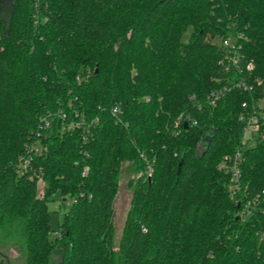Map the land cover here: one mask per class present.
<instances>
[{"label":"trees","instance_id":"obj_1","mask_svg":"<svg viewBox=\"0 0 264 264\" xmlns=\"http://www.w3.org/2000/svg\"><path fill=\"white\" fill-rule=\"evenodd\" d=\"M230 35L239 69L221 61ZM245 99L263 101L264 132V0H0V240L25 264H264V134L245 143ZM58 109L98 119L85 140L54 116L23 167ZM237 152L239 186L220 166ZM55 191L71 204L52 235Z\"/></svg>","mask_w":264,"mask_h":264},{"label":"built area","instance_id":"obj_2","mask_svg":"<svg viewBox=\"0 0 264 264\" xmlns=\"http://www.w3.org/2000/svg\"><path fill=\"white\" fill-rule=\"evenodd\" d=\"M222 44L225 48V53L221 57V61L223 63H226L227 68L230 67V63L236 64V67L239 69L241 67L240 64H238V60L241 58V48L242 44L239 42L237 37L235 36H225L222 40ZM253 67L252 62H249L247 64V68L251 69ZM236 85L245 89V90H252L253 84H250L245 78L241 77L239 80L236 81ZM228 89V86H224L221 88H217L212 90L208 94V98L215 102L224 92ZM195 97V95H193ZM263 101L262 100H248L245 99L242 102V106L244 108V111L242 112L240 118L246 121L245 129H244V141L246 143V134L248 131H254V140L258 136L264 134V132H261V113H262V107H263ZM114 113H117L119 111V107L115 106L112 110ZM54 116L59 117L62 119V128L63 129H74V128H80L83 127L85 130L84 139H87V133L90 132V127L92 124L96 123L98 117L93 118L92 120L88 121L84 118H78L77 113L74 114L73 117H68V114L62 110L58 109L55 111H46L43 114H41L38 117V124L37 128L31 131L29 138L25 144V154L21 158L20 165L25 167L29 159L35 155L41 152L42 150V144H41V137L44 134V132L49 129L51 126L52 119ZM220 166L225 168L227 171H229L232 174L233 180L235 181V186H239L240 179H241V171L239 168V153L237 152L235 156L233 157H227L220 163ZM87 172V169L84 171ZM253 202L251 200H248L245 202L242 210H241V216L243 219H245L249 214H251L254 210Z\"/></svg>","mask_w":264,"mask_h":264},{"label":"rangeland","instance_id":"obj_3","mask_svg":"<svg viewBox=\"0 0 264 264\" xmlns=\"http://www.w3.org/2000/svg\"><path fill=\"white\" fill-rule=\"evenodd\" d=\"M254 131H248L246 134V144L252 145L254 140ZM132 175L130 166L125 163L120 179V189L116 195L115 206V238L118 240L120 237L122 228L124 226L128 210L131 205L132 187L129 186V178ZM71 204L70 198H64L58 191H55L51 195V199L48 200V208L50 209V226L52 227V235L55 234L54 229L57 228L58 223L62 220L64 213L69 209ZM18 237L16 236V239ZM18 240V239H17ZM60 258L59 251H54L51 254L50 264H58ZM0 264H25V253L19 248L18 245L4 242L0 240Z\"/></svg>","mask_w":264,"mask_h":264},{"label":"water","instance_id":"obj_4","mask_svg":"<svg viewBox=\"0 0 264 264\" xmlns=\"http://www.w3.org/2000/svg\"><path fill=\"white\" fill-rule=\"evenodd\" d=\"M186 124H188V123L186 122ZM181 163H182V160L180 161L179 166L181 165Z\"/></svg>","mask_w":264,"mask_h":264}]
</instances>
